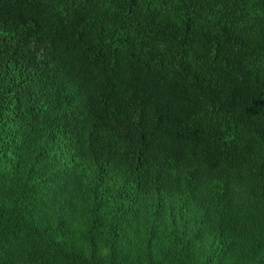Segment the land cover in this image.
Wrapping results in <instances>:
<instances>
[{
  "label": "trees",
  "instance_id": "trees-1",
  "mask_svg": "<svg viewBox=\"0 0 264 264\" xmlns=\"http://www.w3.org/2000/svg\"><path fill=\"white\" fill-rule=\"evenodd\" d=\"M0 264H264V0H0Z\"/></svg>",
  "mask_w": 264,
  "mask_h": 264
},
{
  "label": "rangeland",
  "instance_id": "rangeland-1",
  "mask_svg": "<svg viewBox=\"0 0 264 264\" xmlns=\"http://www.w3.org/2000/svg\"><path fill=\"white\" fill-rule=\"evenodd\" d=\"M154 217L155 218H162L166 222V224H168L172 220V218L174 220H176V218L169 211L164 212L163 214H161V216L154 215ZM134 228H135V230L139 231L140 234L143 233V229L141 228V225L137 221L134 222Z\"/></svg>",
  "mask_w": 264,
  "mask_h": 264
}]
</instances>
